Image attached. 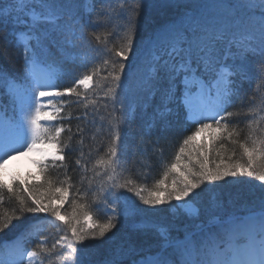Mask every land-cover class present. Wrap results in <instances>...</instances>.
<instances>
[{"label":"snow or ice","instance_id":"1","mask_svg":"<svg viewBox=\"0 0 264 264\" xmlns=\"http://www.w3.org/2000/svg\"><path fill=\"white\" fill-rule=\"evenodd\" d=\"M95 2L0 0V26H12L3 39L14 37L15 45L22 49L26 71L44 64L51 46L72 49L71 58L78 59V67L85 70L68 87L56 84L60 73L51 68L46 79L34 78L31 88H25L14 101L23 119L10 118L0 130V232L15 227L13 222L26 218V214L42 213L43 217L29 219L21 235H39L47 226L58 236L50 246L48 238L41 236L31 250L11 249L8 264H264V0H221L211 5L225 18L215 24L197 12L207 5H184L185 11L177 20L151 33L143 50L137 48L136 38L139 18L149 0H134L131 5L127 0H101L102 9L95 20H86L82 10L95 12ZM117 9L125 12L122 19ZM142 51L148 52L150 70L141 81V90L150 97L158 94L160 101L153 122L141 132L138 149L141 153L149 148L153 153L158 148L162 151L161 136L171 128V117L178 118L182 110L186 109L197 125L182 140L174 162L152 188L125 176L131 171L130 163L138 161L135 153L129 156L126 130L135 113L127 104L129 91L122 77L130 58ZM254 57L262 61L258 66L252 61ZM102 70H107L102 78L106 84L97 82ZM253 81L256 88L245 100L242 86ZM99 87L104 88L102 107L97 106V100L89 99L90 94L97 95ZM194 99L207 103L194 112ZM70 103L84 108L75 116L81 122L75 132L69 120L71 112L67 117L61 115ZM90 127H95L92 141L101 137L96 151L103 148V155L91 169L82 164L92 155L91 147L87 156L83 150ZM154 134L156 139H152ZM204 134L207 139L197 142ZM75 137H79L75 164L84 173L81 183L87 179L89 189L96 188L91 203L70 197L73 185L67 176L70 162L65 152L70 155L77 150L73 146ZM32 152L41 154L32 163L43 179L29 183L14 175L6 181L8 160ZM182 159L188 163L182 164ZM52 167L63 169L65 179L49 178ZM89 171L91 177L86 175ZM245 177L259 182L261 198L256 210L227 221L213 217L216 224L207 228L201 225L199 230L185 226L182 235L169 225L141 222L135 230L151 232L156 238L154 244L126 241L110 250L103 261H93L86 251L88 244L105 241L121 217L135 218L161 205L198 219L199 210L193 201L205 188L227 183L228 178ZM5 191L8 199L16 202L11 212L2 210ZM126 192L148 208L129 200ZM77 195H82L79 188ZM208 195L212 200L216 194ZM173 201L177 202L174 206ZM69 203L70 213L64 209ZM216 204L219 207L218 200ZM108 211L112 215L103 223L97 222L95 216ZM0 264L5 261L0 260Z\"/></svg>","mask_w":264,"mask_h":264},{"label":"trees","instance_id":"2","mask_svg":"<svg viewBox=\"0 0 264 264\" xmlns=\"http://www.w3.org/2000/svg\"><path fill=\"white\" fill-rule=\"evenodd\" d=\"M128 4L131 5L134 3V0H127ZM235 2V0H234ZM202 3V0H149V5L146 6L145 12L139 18V31L137 34V48L140 49L147 42L148 37L151 33L157 30L161 25L168 24L180 16L181 13L185 11L184 5L187 4H195L198 5ZM200 5V4H199ZM95 12H87L82 10V14L84 18L89 21H93L96 18V14L99 13L102 9L101 0H96L95 2ZM198 9V8H197ZM119 13V18L122 19L125 15L123 10L117 9ZM208 16L207 18L211 19L213 13H215L214 8L210 7L207 10ZM216 14V13H215ZM113 22L116 21L117 16L113 14ZM219 22H223V18L219 17L217 19ZM209 23V22H208ZM94 30V29H90ZM102 30V29H101ZM258 36V33H257ZM95 43V42H93ZM72 49L70 48H60L58 46H51L49 53L44 57V61L48 64H52L56 66L57 72L60 73V78L58 79L60 83V87H68L71 86V82H73L74 78L81 72L85 71L78 67L80 63L79 60H73L71 58ZM22 50L20 47H15L14 44L10 43L5 44V41L2 40L0 36V74L9 73L10 75L16 76L17 78H21L23 75V61L24 58L22 56ZM133 58H135L133 56ZM252 61L255 65H259L262 61L259 57L252 58ZM136 65L138 66V70L141 71L142 76L138 78L137 86L130 87L128 89L129 95L127 99V104L130 106V109L134 111L135 118L131 123L130 127L126 130L128 133V145H129V156L131 157L133 153H135L137 163H130L131 171L125 173L126 178L133 179L138 185H145L148 188H152L154 186V182L157 179L162 178L163 172L167 170L168 166L174 162V157L176 151L182 140L191 132L195 130L197 125L194 122H191L187 118L186 109L182 110L178 116V118L174 115L171 117L172 126L171 128L162 134L160 139V145H162V151L158 150L153 153L152 149L149 148L147 153H141L138 149L137 145L140 141V135L144 128L147 127L148 124L153 122V117L155 114V109L159 104L160 98L157 94L155 97H150L147 91L141 90V81L145 79L147 76L149 69V57L148 53L144 55L143 58L136 59ZM128 66V65H127ZM126 66V68H127ZM101 69H103V65H100ZM148 69V70H147ZM107 70H102L100 74L97 76L98 84H106L102 78L106 75ZM256 88V82L252 83H244L242 86V95L245 100H247L248 96L253 95V90ZM103 87H99L97 89V95H89V99L97 100V106L102 107L101 99L103 96ZM74 99V98H73ZM59 104V102H57ZM237 105H233L236 107ZM232 108L229 109L231 111ZM89 111H91V106ZM69 112H71V117H69L73 132L76 130V125L81 123L75 119V116L80 115L84 112V108L82 105H78L76 103H70L68 107H65L62 116L67 117ZM69 120H65V123H68ZM160 124L156 123L155 132H159ZM95 131V127H90L89 131L86 133L88 137L85 140L84 144V152L87 156L89 153V148L92 149L91 158L87 161L82 160V164L86 163V166L91 169L92 165L95 163V160L98 156L103 155V148L100 149L99 152L96 151V146L100 143L101 137L98 135L95 141L91 140L92 132ZM246 131V129H245ZM68 133L64 134V138L67 139ZM79 137H75L73 140V146L77 148V150L73 151L70 155L65 152V155L69 156L70 166L67 170V176L70 177V183L73 187L70 189V197L77 199L80 203H91L93 199V193L96 191V188L93 187L89 189L88 180L85 179L83 183H81L80 177L84 175L81 172L79 166L75 164V160L79 155L78 146L76 145V140ZM152 139H156V135L154 134ZM228 148H231V144L226 145ZM195 156L193 155V159ZM182 164L188 163L187 159H182ZM99 171V169H97ZM49 178L53 180H64L65 172L61 168L52 167L48 171ZM88 177L92 176V172L89 171L86 174ZM21 179H25L20 177ZM43 176L34 179L33 182H37V180H42ZM171 180V176L169 177V182ZM59 186V185H57ZM80 189L82 195H77V189ZM199 191V190H198ZM129 193V192H127ZM209 193H215V197L210 200ZM131 201H134L136 204L142 206L139 202L138 198H136L132 193H129ZM261 198V189L259 187V182L254 181L252 178H240L239 180H234L233 178H228V182H218L215 187L205 188L204 192L195 197L194 200L197 201L200 205L201 214L205 215H216L221 218H228L231 215H237L241 213H248L249 211L256 210L259 208ZM216 200L219 201V207H217ZM177 202L173 201L172 205H176ZM16 205L15 200H9L7 197V193L5 191V203L2 206V210H8L11 212V209ZM163 208L165 205H161ZM142 208L147 209L148 206H144ZM175 209L174 207H167L165 211L160 210L159 208L155 211L148 210L141 213L140 216L135 218L125 219L123 217L120 218L119 223L117 224L116 229H113V232L109 234L108 238L103 242H94L88 244V248L86 251L89 253L90 258L93 261H103L105 256L108 254L110 250H115L120 244L126 241H132L137 245L148 246L155 243V236L152 233H141L135 230V226L141 222H149L152 221L154 223H158L161 225H169L173 227L174 230H178L180 235L183 234V228L185 226L194 227L195 223L198 221L196 219H181L175 220L170 215L171 210ZM67 212H71V205L66 204L64 208ZM164 209V208H163ZM176 210V209H175ZM92 211L95 213L96 209L93 208ZM165 213V214H164ZM45 214H26V218H22L20 221H14L13 226H9V229H5L3 232H0V237L8 236L14 234V232L22 229V224L29 219L38 216L43 217ZM112 215L110 211L107 212L106 215L95 216L97 222L103 223L107 216ZM143 218H145L143 220ZM175 218V217H174ZM147 219V220H146ZM149 222V223H152ZM176 232V231H174ZM52 234V235H50ZM62 234V233H60ZM47 237V243L50 246L55 238L58 236L55 233V230L52 228L45 227L40 232L39 235L29 236L28 246L34 248L37 243L40 241V237ZM88 243V242H86ZM53 259H55L53 257Z\"/></svg>","mask_w":264,"mask_h":264},{"label":"rangeland","instance_id":"3","mask_svg":"<svg viewBox=\"0 0 264 264\" xmlns=\"http://www.w3.org/2000/svg\"><path fill=\"white\" fill-rule=\"evenodd\" d=\"M219 2H221V0H202L203 4H201V3H199V4L201 6L207 5L208 7H199L197 9V12L202 14V15H204L206 17V21L209 22L210 24L219 23V21L217 19L219 17L221 18L222 13L218 9L214 8L216 14L213 13L212 16H211V19L207 18V16H208L207 10L211 7V5H214V4L219 3ZM222 18H223L222 21L224 22L225 18L224 17H222ZM146 45H148V40L144 44V46L142 48H140V49L143 50ZM147 53H148L147 51H142L140 55L134 56L135 58H133V57L130 58L131 63H129L127 68H126V75L124 77H122V79H124V81H125V85H126V89L127 90L131 86L132 87L137 86L138 78L140 76H142V73H141L140 70H138V66L136 65V59L137 58H143L144 55H146ZM40 68H42L41 64L36 65L35 68L31 67L29 69V72H28V75H30V76L27 79H25L23 81L10 83V85L8 87L10 88V91H11V93H12L14 98H16L17 95L19 93H21L25 88H29V89L31 88V86L33 84V79L35 78L34 75H33V72L35 70H40ZM148 69L150 70L149 66H148ZM43 70L45 71V73L49 74V72H47V70L45 68ZM45 102H47V101L45 100ZM204 103H207V101H201L199 99H194L193 100V111L194 112L197 111ZM15 109H16L15 112H10V111L8 112V111H5V109L0 108V130H3L6 127V123H7V121L10 118L11 119H15V120H22L23 119V115H22L21 111L19 110L18 106H16ZM189 118L192 120L191 114H189ZM53 123L55 124L56 122H53ZM205 139H207V134H204L203 136L198 137L197 138V142H199L201 140H205ZM44 147H46V145ZM35 158H39V157H35ZM9 162H10V160H8V163L5 166L6 170H5V173H4V179L6 181H10L11 177L14 176V175L18 176V177L25 178L29 182H31L34 179L39 178V177L42 176L39 173L38 166L36 164H35V167H33V169L23 170V169H21L19 167V165L10 164ZM125 196L129 200H131V198L129 196V193L126 192ZM193 203L195 204V206L199 210V218L196 219L198 221L194 225V227H196L197 230H199V226H201V225H203V226H205L207 228V227H211L212 225L217 223V221L215 219H213V217H218V216L211 215V214H209V215L201 214V209H200L201 207H200L199 203H197L196 200H194ZM65 206H64V208H65ZM141 207H143V205ZM160 207H162V206H158V208L160 210H163V211H165V213H167L166 210H167L168 206L163 207L164 209L160 208ZM168 210H171V209L168 208ZM155 212H157V211L154 210V213ZM62 214H63V212H62ZM244 214H246V213H241V214H238V215H231V217H233V216H242ZM170 215L175 220H177V219L179 220V218L187 219V217H188L187 215H186L187 217H185L184 214H178L175 209L171 210ZM231 217L223 218V219H225L227 221ZM144 219L145 218H143V220ZM149 222H152V221L149 220ZM27 223H28V221H26L25 223L22 224V229H21V231H19V233H20L19 236L17 235L12 242H10V243L6 242L5 243L6 248H3L2 246H0V260L5 261V264H8V261L11 258V252H10L11 249L17 248V247L22 248V245H23V239L22 238H25V236L21 235V233L23 232L24 227H25V225ZM152 223H154V222H152ZM45 227H47V226H45ZM48 228H50V227H48ZM174 234H176V232H174Z\"/></svg>","mask_w":264,"mask_h":264},{"label":"bare ground","instance_id":"4","mask_svg":"<svg viewBox=\"0 0 264 264\" xmlns=\"http://www.w3.org/2000/svg\"><path fill=\"white\" fill-rule=\"evenodd\" d=\"M9 31H11L9 27L5 28L3 26H0V36L2 37V40L5 41V44L10 45L12 36H10L8 40L3 39L4 34ZM35 74L37 75V78H40V79L47 78V75H45V73L42 71H36ZM40 155L41 154L39 152H32V153H29L27 156H19L14 159H11L9 163L14 164V165H19V167L23 170L33 169V167H35V164L32 163V160L35 157H40Z\"/></svg>","mask_w":264,"mask_h":264}]
</instances>
